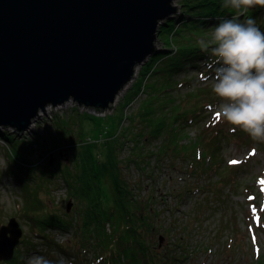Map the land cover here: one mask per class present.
<instances>
[{
  "label": "rangeland",
  "instance_id": "374dc122",
  "mask_svg": "<svg viewBox=\"0 0 264 264\" xmlns=\"http://www.w3.org/2000/svg\"><path fill=\"white\" fill-rule=\"evenodd\" d=\"M175 4L179 5L178 1ZM157 48H168L159 40V36ZM169 48L174 49V47ZM144 65L136 69L134 80L119 94L114 110L105 118L88 117V115L85 117L82 114L78 117L79 113L72 110L75 103L71 100L65 103L63 110L57 114L59 121L55 120L56 123L48 118L42 121L41 118L22 135L13 133L12 129L0 128V132H7L13 136L10 140L0 136V228L5 226L9 219H16L23 235L15 251H24L26 249L24 243L30 241L36 247L35 251L23 255L22 264L101 263V254L97 255L93 246L89 248L87 244L82 245V239L79 241L78 234L74 236L76 233L74 226L62 231L47 229L45 232L47 238L55 243L50 248L47 242L33 235L37 222L28 219L27 216L41 219L48 218L49 215H57L60 219L64 215H73L76 201L71 198V188L65 181L69 179V174L77 173V167L73 163L75 154L72 153L70 140L72 138L77 145H91L103 142L105 138L115 133L116 115L113 114L120 109L125 94L141 77V69ZM156 66L157 64L154 68ZM154 68L147 72L149 80L152 78L150 74ZM188 74L186 78H191L199 72L193 70ZM179 79L181 80L182 77L177 78ZM185 87L186 85L182 87V93ZM207 94H211L212 100L211 108L207 113L204 112L203 106L205 100L202 101L198 95L190 100L189 104L194 103V107L203 106V114L198 117L200 122L197 125L186 129V134L196 142L194 146L197 148L194 149V153L199 151L201 155L196 157L194 154V158L199 159L202 164L206 162L203 154L207 153L203 142L218 133L216 137L224 136L227 139L220 140L222 141L220 155L218 162L211 167L212 171H208L211 174L209 179L190 178L183 173L184 166L179 162L176 163L175 169L168 167L169 158L164 161L162 169H159L156 167L154 157L146 159L151 163V169L147 170L152 174L151 179L134 165L124 170L123 179L128 183L138 184L142 189L141 197L153 196L156 200L158 211L156 223L159 234H153L149 237V243L147 242L150 245L154 243L155 246L158 244V237H162L161 247L156 246V251L152 250L156 255L163 254L165 249L176 243L177 238L183 236L186 241L184 250H187L188 257L183 263L177 264H257L258 262L264 264V149H262L264 142L253 141L244 133L241 136L244 148L240 139L234 138L235 134L230 133V130L235 128L223 121L216 111L220 100L213 91ZM179 95H181L179 91L174 92L171 100H176ZM144 97L145 94L141 93L131 106L125 108L124 116H129ZM209 120L213 122L208 123ZM125 124L124 121L123 125ZM130 148L131 145L126 144L120 154L124 161L123 167L129 160L126 156L130 153ZM224 163L240 165L239 173L236 172L233 176H229L230 173L223 174V177L233 185L227 187L221 184L213 195L211 190L204 189L205 181L216 182L214 171H219L224 167ZM196 182L200 186V191L187 199L181 197L180 192L184 191L182 187L186 184L194 185ZM69 183L71 184L72 181ZM250 185L251 191L247 189ZM103 188L104 205L108 207L112 204L113 197L108 186ZM253 193L256 196H253ZM218 194H222L223 199L219 198ZM183 200L185 201L182 202ZM80 218L77 216L78 222ZM57 245L66 248L73 258H67L59 253L61 251H58ZM181 250L173 253V257L180 256L179 253L183 252ZM181 256L178 258L182 259ZM125 261L122 260L120 264H125ZM2 263L7 262L0 264Z\"/></svg>",
  "mask_w": 264,
  "mask_h": 264
},
{
  "label": "trees",
  "instance_id": "16d2710c",
  "mask_svg": "<svg viewBox=\"0 0 264 264\" xmlns=\"http://www.w3.org/2000/svg\"><path fill=\"white\" fill-rule=\"evenodd\" d=\"M178 3L180 10L171 19L163 22L158 31L159 40L168 48L159 49L145 63L141 69V77L125 94L120 109L117 112L115 110L117 113L113 114L116 115L115 133L109 135L103 142L91 145H77L70 137L72 153L75 154L73 163L77 167V173L69 174L70 180L65 181L71 188V198L76 201L73 215H64L60 219L57 215H49L48 218H41L42 220L27 216L28 219L37 222L33 235L47 242L50 248L55 243L47 238L45 234L47 229L62 231L74 226L76 231L74 236L78 234L79 241L82 239V245L87 244L89 248L93 246L95 253L101 254L100 264H120L122 260H126L125 264H177L187 259L188 252L184 250L186 241L183 236L177 238L176 243L172 245L173 248L170 246L163 254L156 255L152 251H156V246L161 247L162 240L159 236L157 245L148 244L150 236L159 234L156 223L158 217L156 200L153 196L141 197V187L123 179L124 170L134 165L151 179L152 174L147 172L151 169V163L146 159L154 157L156 167L162 169L164 161L169 158L168 167L175 169L176 163L179 162L184 166L183 173L190 178L209 179L211 174L208 171H212L211 167L218 162L221 142L227 139L224 136L216 137L219 133H215L211 139L203 142L207 152L203 154L206 162L202 164L199 159L194 158V154L199 157L201 153L199 151L194 153V149L197 148L194 146L196 142L187 136L186 129L200 122L198 117L203 114V106L205 113L211 108V94L207 92L212 91L218 66L211 47L202 50L198 42L201 39H210V32H213L217 23L233 16H238L241 21L252 17L257 26L264 31V7L257 6L256 10H248L241 15L231 7H224L223 0H179ZM152 68L154 70L149 80L147 72ZM193 70H197L199 74L186 78ZM178 77L182 79L177 80ZM185 85L186 89L182 93L181 89ZM176 91L181 95L175 98L176 100H171ZM141 93H144L145 97L129 116H124L125 108L136 101ZM197 95L202 101L205 100V104L200 108L194 107V103L189 104L192 97ZM58 117L53 118L55 123L59 121ZM210 122L213 121L209 120L208 123ZM230 133H234L233 137L239 138L242 146L244 145L241 136L245 132L235 128L231 129ZM0 136L6 140L13 137L7 132H0ZM126 144H130L131 148L126 156L129 159L127 165L123 167L124 161L120 154ZM238 166L240 165L224 163V167L214 171L213 175L217 181L212 183L205 181L204 189L211 190L213 194L221 184L232 186L233 183L226 180L223 174L230 173L229 176H233L236 172L239 173ZM197 183L194 184L195 187L190 184L184 185L182 187L184 191L180 192L181 197L187 199L199 192L200 186ZM104 186L110 188L113 197L112 204L108 207L104 205L103 200ZM251 187L247 186V189L251 191ZM252 195L256 196L254 193ZM218 197L223 199L222 194H218ZM256 200L258 201V198ZM77 216L81 217L80 222ZM24 244L26 249L21 252L15 251L13 259L6 264H22L23 255L35 251L36 247L31 241ZM57 249L67 258H73L63 246L57 245ZM179 249L186 252L184 256H181L183 252L179 253L182 259L178 258L180 256L173 257V253Z\"/></svg>",
  "mask_w": 264,
  "mask_h": 264
},
{
  "label": "water",
  "instance_id": "95a60500",
  "mask_svg": "<svg viewBox=\"0 0 264 264\" xmlns=\"http://www.w3.org/2000/svg\"><path fill=\"white\" fill-rule=\"evenodd\" d=\"M177 1L0 0V128L22 135L71 100L110 110L159 50ZM22 235L14 218L0 228V263L13 259Z\"/></svg>",
  "mask_w": 264,
  "mask_h": 264
},
{
  "label": "clouds",
  "instance_id": "9594fccd",
  "mask_svg": "<svg viewBox=\"0 0 264 264\" xmlns=\"http://www.w3.org/2000/svg\"><path fill=\"white\" fill-rule=\"evenodd\" d=\"M223 5L243 15L264 7V0H223ZM198 43L202 50L211 47L216 58L212 91L220 100V118L253 141L264 142V31L252 17L241 21L233 16L218 22L211 38Z\"/></svg>",
  "mask_w": 264,
  "mask_h": 264
},
{
  "label": "built area",
  "instance_id": "2783aa9c",
  "mask_svg": "<svg viewBox=\"0 0 264 264\" xmlns=\"http://www.w3.org/2000/svg\"><path fill=\"white\" fill-rule=\"evenodd\" d=\"M118 99V97L116 98V100ZM116 102V101H115ZM115 102L114 104L111 106L110 110H106L104 113L102 112H99L97 110H94V109H91V108H86V107H79L77 106L76 104H74L72 107V110L73 111H76L78 112L79 114H82V115H88V116H92V117H97V118H105L107 117L113 110H114V105H115ZM135 102V101H134ZM133 102V103H134ZM132 103V104H133ZM131 104V105H132ZM130 105V106H131ZM65 106V105H63ZM63 106H59V107H56V108H49L47 110L46 113H43L41 118H42V121L45 120V118L49 119V120H52L53 121V118L55 116H58L57 114L63 110Z\"/></svg>",
  "mask_w": 264,
  "mask_h": 264
}]
</instances>
